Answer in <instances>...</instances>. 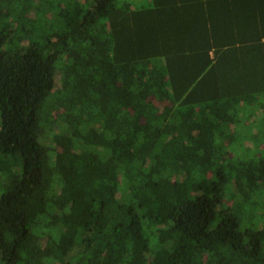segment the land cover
Returning a JSON list of instances; mask_svg holds the SVG:
<instances>
[{
	"label": "trees",
	"instance_id": "16d2710c",
	"mask_svg": "<svg viewBox=\"0 0 264 264\" xmlns=\"http://www.w3.org/2000/svg\"><path fill=\"white\" fill-rule=\"evenodd\" d=\"M0 264H264V0H0Z\"/></svg>",
	"mask_w": 264,
	"mask_h": 264
}]
</instances>
